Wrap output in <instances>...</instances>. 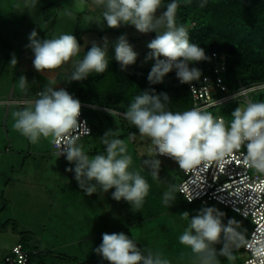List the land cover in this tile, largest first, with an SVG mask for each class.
Returning <instances> with one entry per match:
<instances>
[{"label": "clouds", "instance_id": "9594fccd", "mask_svg": "<svg viewBox=\"0 0 264 264\" xmlns=\"http://www.w3.org/2000/svg\"><path fill=\"white\" fill-rule=\"evenodd\" d=\"M92 4L102 9L96 22L101 28L106 25L109 29H119L123 25L132 26L141 34L156 33L146 45L149 52L145 62L155 61L147 76L149 84L163 83L165 76L173 71L182 84L200 80L202 71L194 65L210 57L204 47L192 42L188 28L177 24V0L166 6L164 0H92ZM204 6L201 3L200 7ZM103 40V45L93 42L85 52L73 34L41 38L33 29L25 47L33 53L32 66L37 72L52 73L70 65L69 80L83 81L92 73L103 74L108 70V40L106 37ZM112 46L121 71L136 63L138 53L126 35L119 36ZM9 63L14 66L18 63L15 54ZM18 80L21 89L28 87L26 76L21 75ZM55 85L49 81L36 93L37 98L29 102L30 106L13 113L14 128L31 143L43 138L55 144L59 149L57 157H63L70 165L66 171L74 174L85 195L114 189L113 200L127 202L133 211L140 209L150 185L139 172L130 170L132 156L127 154L125 141L109 129L101 137L105 151L89 155L75 135L81 126V101ZM171 101L168 93H157L150 88L136 95L123 113L139 134L150 140L156 157H168L187 172L202 163L230 158L244 148L243 161L247 167L264 174V101H249L235 107L227 122L223 116L198 107L172 111L168 107ZM145 165L154 176L158 175L159 159H146ZM172 191L165 192V204L176 199ZM182 217L188 223L178 237L179 243L191 250L198 264H219L218 256L229 261L235 259L233 248L239 247L242 239L239 222L230 218L225 223V213L213 206L201 207L195 215L184 211ZM94 251L108 264H169L160 253L142 250L123 232L103 233L102 242Z\"/></svg>", "mask_w": 264, "mask_h": 264}, {"label": "rangeland", "instance_id": "374dc122", "mask_svg": "<svg viewBox=\"0 0 264 264\" xmlns=\"http://www.w3.org/2000/svg\"><path fill=\"white\" fill-rule=\"evenodd\" d=\"M101 12L102 9L93 5L92 0H0V263L4 255L16 246L18 234L26 231L35 237L40 246L55 247L57 254L74 258L75 261L65 264H108L94 249L101 244L103 233L114 232L127 234L142 250L151 249L154 253H160L169 264H192V255L197 258L190 249L179 243L178 237L188 223L182 213L188 211L190 215H195L205 206L186 204L176 190L177 184L184 178L177 169V163L156 157L148 138L136 134V143L130 144L127 139L125 143L128 153L135 155L132 156L134 161L131 167L155 182L162 196L173 190L172 194L176 197L164 208V219L171 222L170 234L175 239L177 249L171 255L165 250V245L170 241L166 234L154 229L152 225L155 224L146 218L132 212L127 202L113 200L111 191L114 189L108 193L85 195L78 187L74 174L66 171L70 167L67 161L55 156L54 144L49 139L41 138L37 143H31L13 126V113L21 107L14 105L8 108L4 101L10 96H27L29 99L35 96L37 89H43L47 84L43 77L52 79L55 73L67 72L70 68L68 65L52 73L37 72L32 66L33 53L25 47L29 43V33L35 29L41 38H52L63 33L74 34L77 30H90L83 37L85 45L82 49L85 51V47L93 42L103 45L104 40L98 37V33L111 30L106 25L101 28L96 24ZM118 32L117 35L110 32L106 36L107 40L112 39L108 40L109 61H116L112 45L123 34L138 53L135 64L149 69L154 60L145 62L149 52L146 45L156 33L141 34L134 27L126 32L123 25ZM13 54L18 61L15 66L9 63ZM21 75L28 79L26 89L19 87L18 77ZM248 99L259 102L264 99V91L251 92ZM244 104L245 100L238 102V106ZM222 107L208 111L217 116ZM97 114L106 132L109 130L106 114L100 111ZM79 143L87 153L92 150V155L104 146L97 137L80 140ZM155 158L160 160V168L158 175L154 176L151 170H146L145 160ZM207 206L225 213V223L230 218L240 223L238 231L242 239L239 247L233 248V253H237L242 260L241 250L251 231V224L219 204L212 202ZM216 247L219 250L220 245ZM222 257L219 256L220 263L223 259L227 264L226 258Z\"/></svg>", "mask_w": 264, "mask_h": 264}, {"label": "trees", "instance_id": "16d2710c", "mask_svg": "<svg viewBox=\"0 0 264 264\" xmlns=\"http://www.w3.org/2000/svg\"><path fill=\"white\" fill-rule=\"evenodd\" d=\"M169 2L171 0H164V6ZM177 2L179 4L176 15L177 24L185 25L189 30L192 42L199 43L204 47L210 57V60L194 66L201 69L203 76L215 81V63L223 62L225 65V72L219 76L227 92L214 91V95L221 97L223 94L237 91L239 82L243 86L264 85V0H177ZM201 3H204L205 6L200 7ZM131 27L123 26L126 32ZM90 32V30H77L73 35L83 46L85 45L83 37ZM110 32L119 34L118 29H111L98 33V37L103 39ZM90 47H86L85 52ZM152 66L149 69H142L134 64L129 66L127 71H121L118 62L109 61V67L105 73H92L83 81H69L64 85L63 88L78 98L81 103L97 108H84L82 110L83 116L91 128V134L81 140L87 138L91 140L94 137L101 139L105 133L97 114L100 111L106 114L108 129L117 131V138L124 141L127 139L130 144L136 143V141L130 142L129 136L133 135L135 138L139 132L122 115L129 102L136 95L141 94L143 90L154 88L157 93H168L172 100L168 107L172 111H185L193 108V100L188 86L179 82L174 71L165 76L163 83L149 84L147 76ZM261 91H264V88L258 92ZM238 102L232 101L221 105L223 107L219 116H223L226 122L230 121L231 112L238 106ZM122 103L123 106H121ZM107 111L113 113L110 114ZM114 118L117 120L113 121ZM104 146L98 151L93 150L95 153H103L105 151ZM88 154L92 155V150ZM127 154H129L128 151ZM55 156L57 155L55 154ZM132 161H134L133 157ZM130 170L139 172L132 167ZM146 170L151 169H148L146 165ZM146 181L150 188L143 206L134 211L131 205H128V208L155 224L152 225L154 229L166 234L170 241L165 245V250L171 255L177 252V249L175 250V239L170 234L171 222L164 219L166 215L164 208L167 204L164 203V196L161 195L157 184H154L155 182L149 178ZM188 206L191 205L188 204ZM161 218H163L162 221ZM1 230L2 226L0 227ZM17 245L28 253L27 264H65L68 261H75L72 257H63V255L57 254L55 247L44 248L40 246L35 237L28 231L18 234ZM13 248L4 255L0 264L4 263V258L11 254ZM241 251L243 252V248ZM233 255L235 259L232 261L226 258L227 264L243 263V259L238 258L237 253H233ZM217 259L220 263L219 256ZM190 260H192V264H198L197 258L193 255ZM222 261L224 264L226 263L223 259Z\"/></svg>", "mask_w": 264, "mask_h": 264}, {"label": "built area", "instance_id": "2783aa9c", "mask_svg": "<svg viewBox=\"0 0 264 264\" xmlns=\"http://www.w3.org/2000/svg\"><path fill=\"white\" fill-rule=\"evenodd\" d=\"M224 72V63L216 62L214 68L215 81L202 75L199 81L185 84L191 93L193 108L198 107L206 111L214 110L232 101L245 100L247 103L250 101L248 96L251 92H257L264 88V85L243 86L239 82L237 91L217 97L214 95V91L227 92L219 76ZM39 91L36 90L34 98L29 99L26 98L27 96L22 98L10 96L5 104L8 108L14 105L23 108L37 98L36 93ZM81 105L82 110L84 108L97 109L83 103ZM82 110L79 117L81 126L75 133L79 136V140L91 134V128L83 116ZM107 112L113 113L112 111ZM129 141H135L133 135L129 136ZM58 150L54 144V154ZM245 153L246 149L242 148L240 152L235 153L230 158L202 163L187 172L181 170L177 164V169L184 178L177 184L176 190L188 204L198 203L207 206L213 202L236 214L242 220L249 221L251 231L241 254L242 264H264V174L257 173L247 167L246 162L243 161ZM159 157L174 161L165 156ZM28 259V253L17 245L11 254L4 258L3 264H27Z\"/></svg>", "mask_w": 264, "mask_h": 264}, {"label": "crops", "instance_id": "0c3cea01", "mask_svg": "<svg viewBox=\"0 0 264 264\" xmlns=\"http://www.w3.org/2000/svg\"><path fill=\"white\" fill-rule=\"evenodd\" d=\"M108 40L110 41V40H112V39H109L108 38ZM82 47H84V45L82 46ZM87 47H90V45L88 46L87 45ZM86 48V47H85ZM83 50H84V48H83ZM71 71H72V68L70 67L69 68V70L67 71V72H58L57 74L55 73L54 74V77L52 78V79H49V77L48 76H46V78L45 77H43V81L45 82V83H48L49 81H54L55 82V87L58 85L59 86V88L60 87H64V85L65 84H67L69 81H71V80H69L70 79V75H71ZM37 90H42L41 88H39V89H37ZM31 98H34V96H32ZM7 100V99H6ZM5 100V101H6ZM4 101V102H5ZM129 224V223H128ZM127 224V225H128ZM107 226V225H106ZM107 228V227H106Z\"/></svg>", "mask_w": 264, "mask_h": 264}, {"label": "water", "instance_id": "95a60500", "mask_svg": "<svg viewBox=\"0 0 264 264\" xmlns=\"http://www.w3.org/2000/svg\"><path fill=\"white\" fill-rule=\"evenodd\" d=\"M148 169H150V167L147 166Z\"/></svg>", "mask_w": 264, "mask_h": 264}]
</instances>
